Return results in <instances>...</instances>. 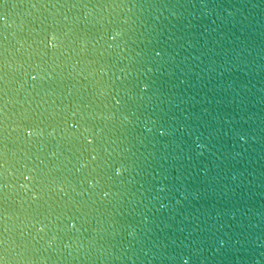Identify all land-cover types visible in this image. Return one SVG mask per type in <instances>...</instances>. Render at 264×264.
Segmentation results:
<instances>
[{
    "label": "water",
    "instance_id": "1",
    "mask_svg": "<svg viewBox=\"0 0 264 264\" xmlns=\"http://www.w3.org/2000/svg\"><path fill=\"white\" fill-rule=\"evenodd\" d=\"M0 264H264V0H0Z\"/></svg>",
    "mask_w": 264,
    "mask_h": 264
}]
</instances>
